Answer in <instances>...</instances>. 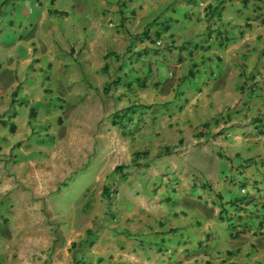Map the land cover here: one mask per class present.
Wrapping results in <instances>:
<instances>
[{
	"label": "crops",
	"instance_id": "0c3cea01",
	"mask_svg": "<svg viewBox=\"0 0 264 264\" xmlns=\"http://www.w3.org/2000/svg\"><path fill=\"white\" fill-rule=\"evenodd\" d=\"M96 263L264 264V0H0V264Z\"/></svg>",
	"mask_w": 264,
	"mask_h": 264
},
{
	"label": "rangeland",
	"instance_id": "374dc122",
	"mask_svg": "<svg viewBox=\"0 0 264 264\" xmlns=\"http://www.w3.org/2000/svg\"><path fill=\"white\" fill-rule=\"evenodd\" d=\"M73 39H74L73 41H80L81 37H80L79 33L75 34V37ZM74 44H75V42H74ZM102 121H103V119L101 120V122ZM114 163H115V160H113V159L108 160L105 158V156H103L99 161V166H100V168L104 167L105 169H107V168H110V165L113 166ZM95 172H96V170L93 168L92 170H90V169L80 170L77 175H74L73 181H71V180L69 181V186H71V187L69 188V191H66L67 194L64 196L63 201H61L65 207H67V205L70 204V202L72 201V198L74 196H76V197L79 196L80 190L83 187V185L85 184V182L93 183L94 180H96L95 179ZM84 176H86L87 178ZM63 188H67V186H63ZM118 217L119 216H116L114 219L117 220ZM226 242H228V241H226Z\"/></svg>",
	"mask_w": 264,
	"mask_h": 264
},
{
	"label": "trees",
	"instance_id": "16d2710c",
	"mask_svg": "<svg viewBox=\"0 0 264 264\" xmlns=\"http://www.w3.org/2000/svg\"><path fill=\"white\" fill-rule=\"evenodd\" d=\"M257 1H259V3L262 2V0H257ZM117 168H120V167H117ZM106 194H107L106 196L108 197V199H111V193L110 192H106Z\"/></svg>",
	"mask_w": 264,
	"mask_h": 264
},
{
	"label": "built area",
	"instance_id": "2783aa9c",
	"mask_svg": "<svg viewBox=\"0 0 264 264\" xmlns=\"http://www.w3.org/2000/svg\"><path fill=\"white\" fill-rule=\"evenodd\" d=\"M158 44L160 45L161 44V41H159ZM96 264H98V263H96Z\"/></svg>",
	"mask_w": 264,
	"mask_h": 264
}]
</instances>
